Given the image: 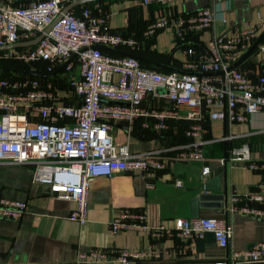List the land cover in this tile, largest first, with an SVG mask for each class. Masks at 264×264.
<instances>
[{
  "label": "built area",
  "instance_id": "1",
  "mask_svg": "<svg viewBox=\"0 0 264 264\" xmlns=\"http://www.w3.org/2000/svg\"><path fill=\"white\" fill-rule=\"evenodd\" d=\"M12 1L14 5L0 0V46L45 32L69 0ZM177 1L181 0H141V4L171 8ZM97 10L85 7L79 15L71 10L37 44L0 51V58L31 65L32 70L42 73H52L76 54L62 71L70 72L75 65L79 68L78 76L71 77L73 97L69 100L59 94L54 83H44L40 77H0V159L34 162L33 181L49 185L61 199L75 201L77 208L69 220L79 225L88 221V194L95 177L137 171L154 175L167 167L153 154L132 153L127 143H116L112 135L115 123L129 128L142 120L146 129L164 132L171 121L186 120L189 127L185 134L190 141L180 156L197 161L205 159L208 122L251 123L257 113L264 115V65L258 74L240 66L229 69L263 32L262 17L247 28H230L214 40L210 50L198 52L188 47L184 71L163 72L144 67L136 56L104 49H134L138 42L114 32L111 14ZM215 20V9L208 5L189 17L161 18L148 32L171 27L183 39L187 32L212 27ZM150 96L165 98L167 103L148 106L145 102ZM34 116L39 118L35 123ZM251 153L252 146L244 143L220 158V163L225 166L228 161H246L252 169L264 168ZM211 172L209 165L203 166L205 178ZM176 185L182 187L184 181L178 179ZM225 211L264 220V189L248 195L234 191ZM27 212L26 201L0 200V218L21 220ZM127 229L154 231L157 237L172 239L188 250H194L195 243L209 232L222 248H228L233 236L226 215L178 217L173 224L150 227L145 211L140 209H126L110 222L112 233ZM163 255L164 251L152 244L134 251L108 247L79 252L77 263L133 264L160 261ZM216 264H264V241L232 249Z\"/></svg>",
  "mask_w": 264,
  "mask_h": 264
},
{
  "label": "crops",
  "instance_id": "2",
  "mask_svg": "<svg viewBox=\"0 0 264 264\" xmlns=\"http://www.w3.org/2000/svg\"><path fill=\"white\" fill-rule=\"evenodd\" d=\"M2 1L14 5L12 0ZM73 1L76 0L65 1L64 7ZM208 5L215 9L216 15L213 26L208 29L199 33L187 32L183 39H179L171 27L148 32L150 26L161 18L189 17ZM85 7L109 12L111 29L138 42L134 49L125 46L115 49L138 56L146 68L163 72L184 71L188 47H194L198 52L210 50L214 40L230 28H247L259 17L264 19V0H181L171 8L142 5L141 0H96L79 4L72 11L79 15ZM263 65L264 39L239 66L258 74ZM166 103L165 98L154 96L145 102L148 106ZM37 120L39 118L34 116L32 122ZM206 126L205 138L209 142L204 148L205 159L189 161L180 156L183 146L190 141L185 134L188 121H171L169 129L164 132L146 129L142 120L129 128L115 123L112 135L116 143H127L132 153L153 154L167 167L154 175H142L137 171L95 177L89 189L88 221L84 225L69 220L77 208L75 201L61 199L49 185L33 181L34 162L0 159V200H23L28 204V212L21 220L0 218V264H78V254L82 251L108 247L134 251L150 244L164 251L163 258L133 264H216L232 249L241 250L254 242L264 241V220L242 212L227 214L225 211L234 191L248 195L264 189V168L252 169L246 161H228L227 169L222 172L221 194L225 193L226 198L210 192L200 208V217L227 216L233 226L228 248L220 247L211 232L195 243L194 250L179 247L167 237L159 238L150 230L111 232L110 222L126 209L145 211L150 227L173 224L178 217H192V200L204 192V183L223 167L220 158L235 147L249 143L252 159L264 164V146H257L264 144L263 113H257L251 123L212 120ZM254 131L257 132L252 133ZM227 135L236 138L225 140ZM205 165L212 170L207 178L202 174ZM178 179L184 181L182 187L176 185Z\"/></svg>",
  "mask_w": 264,
  "mask_h": 264
},
{
  "label": "water",
  "instance_id": "3",
  "mask_svg": "<svg viewBox=\"0 0 264 264\" xmlns=\"http://www.w3.org/2000/svg\"><path fill=\"white\" fill-rule=\"evenodd\" d=\"M91 1H96V0H76V1H73L72 3H70L69 5H67L66 7L63 8V10L59 14V16L53 21V23L51 25H49L45 29V32L41 33L40 35H38L37 37H35L33 39L27 40V41H21V42H17L14 44H8V45L0 46V51L12 49V48H22V47H27V46L37 44L44 37V35L46 33H48L57 24V22H59V20L63 17L64 14L70 12L73 7H75L79 4L88 3ZM263 39H264V31L256 39V41L251 45V47L236 62H234L229 67V69H232V68L239 66L260 45V43L262 42ZM104 49H109L114 53H121L124 55L136 56V55L131 54V53H123L120 50L115 49V48L104 47ZM136 57L139 58L138 56H136ZM75 58H76V54L73 55L68 61L63 63L61 66H59L52 73H42L39 71H34V70L25 69V68H21V67H13V66H9V65H2V64H0V71H7V72L17 73V74H25V75L36 76V77H41V78L50 77L56 73L61 72L64 69V67L70 61L74 60ZM153 63L158 64V63H155L154 61H153ZM225 169H227V166H223V167L218 168V170L216 171V174L213 177L209 178L204 183V192L199 194L197 197H195L192 200V217H194V218L200 217V208L203 206L202 202L207 197H209V194H211L210 192H215L217 194L222 195L224 199L226 198L225 193L221 194V192H222V172Z\"/></svg>",
  "mask_w": 264,
  "mask_h": 264
},
{
  "label": "rangeland",
  "instance_id": "4",
  "mask_svg": "<svg viewBox=\"0 0 264 264\" xmlns=\"http://www.w3.org/2000/svg\"><path fill=\"white\" fill-rule=\"evenodd\" d=\"M0 64L3 65H11V66H19V67H24L23 64L14 59L10 58H0ZM79 74V68L77 65L73 67V69L70 72H59L56 73L50 77H47L48 79L42 81V82H47L51 81L52 83L55 84L57 91L59 94L63 97L66 98V100H69V98L73 97V90L71 86V77H77ZM23 74H16V73H10V72H4L0 71V77H8V78H23ZM24 77H31V76H24Z\"/></svg>",
  "mask_w": 264,
  "mask_h": 264
},
{
  "label": "trees",
  "instance_id": "5",
  "mask_svg": "<svg viewBox=\"0 0 264 264\" xmlns=\"http://www.w3.org/2000/svg\"><path fill=\"white\" fill-rule=\"evenodd\" d=\"M19 63V62H18ZM21 63V62H20ZM21 64H23L24 65V67L22 66L21 68H25V69H30V70H32V67H31V65H27V64H24V63H21ZM3 65V64H2ZM9 66H11V65H9ZM13 67H19V66H13ZM63 71V70H62ZM4 72H7V71H4ZM11 73V72H10ZM17 74V73H16ZM24 76H30V75H25V74H23ZM23 76V77H24ZM31 77H34V76H31ZM41 78V77H40ZM42 80H46V79H48L47 77H44V78H41Z\"/></svg>",
  "mask_w": 264,
  "mask_h": 264
}]
</instances>
